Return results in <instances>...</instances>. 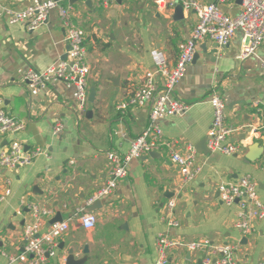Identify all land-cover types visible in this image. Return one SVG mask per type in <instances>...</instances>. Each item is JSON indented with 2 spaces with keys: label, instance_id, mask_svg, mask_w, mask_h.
<instances>
[{
  "label": "crops",
  "instance_id": "crops-1",
  "mask_svg": "<svg viewBox=\"0 0 264 264\" xmlns=\"http://www.w3.org/2000/svg\"><path fill=\"white\" fill-rule=\"evenodd\" d=\"M34 1L2 0L14 9H24ZM90 1V5L87 0L73 5L69 0L63 2L73 7V22L86 33V61L91 69L88 88L89 94L95 89V98L84 111H78L73 86L58 82L32 95L21 74L26 69L44 70L66 58L69 45L58 11H51L45 24L34 31L21 23L9 25L0 17V97L5 111L24 123L22 131L0 137V150L18 139L28 149L41 147L47 152L28 167L0 169V195L11 189L0 201V264H9L10 256L24 250L23 232L33 220V204L52 210L43 230L58 212L65 220L80 207L89 210L88 200L110 178L107 153H126L149 124L151 101L126 110H118V103L128 100L144 82L145 73L156 68L152 50H161L169 64L176 62L179 43L189 38L197 22L195 13L184 8L183 19L175 20V8L161 10L155 0H115L108 5ZM220 9L236 16L242 2L228 0ZM241 37L237 31L224 47L212 40L198 45L196 59L176 88L177 98L190 104V110L159 121L165 137L177 140L182 152L188 147L197 151L200 174L182 185L167 148L134 159L116 192L100 199L102 207L93 211L95 228L85 229L73 220L60 241L64 248L50 264H66L63 257L68 258L71 249L77 259H86L84 264H154L160 233L183 241L209 238L235 244L239 264L264 263V219L255 222L252 235L244 236L235 225L239 204L228 206L218 191L221 182L250 175L264 200V154L246 162L248 149L232 155L213 153L206 142L213 120L209 99L217 89L226 103L225 123L239 128L229 140L247 145L257 141L264 146V128L259 136L249 133L250 126L264 124V81L260 77L264 43L256 56L240 60ZM56 119L64 125L57 134ZM173 198H177L173 218L178 227L169 225L166 218ZM203 258L202 251L174 249L170 264H205Z\"/></svg>",
  "mask_w": 264,
  "mask_h": 264
},
{
  "label": "built area",
  "instance_id": "built-area-1",
  "mask_svg": "<svg viewBox=\"0 0 264 264\" xmlns=\"http://www.w3.org/2000/svg\"><path fill=\"white\" fill-rule=\"evenodd\" d=\"M66 0H35L24 9H14L0 0V17L9 25L25 24L29 30H36L47 21L51 11L57 10L66 29L65 40L69 45L67 58L61 59L48 68L37 71L22 70L21 74L27 82L32 95L48 90L51 85L64 82L68 87H74L73 97L78 111H84L89 102L88 76L90 66L86 61L85 31L73 22V7L65 5ZM115 0H102L104 5ZM228 0H213L201 4L197 0H155L159 9H173L177 2L187 11H193L197 22L193 26L189 38L179 43V52L174 64H169L164 53L159 49L151 54L156 68L145 73L144 82L133 92L128 100L118 103V110L129 107L142 106L151 101L150 120L142 133L131 141L128 151L124 154L109 151L107 158L110 163V178L106 185L92 196L87 204L92 205L96 200L115 193L120 181L129 171L134 159H139L151 152L162 148L169 150L171 162L181 175L182 185H188L200 174L202 167L196 163V150L192 147L182 152L178 148V141L165 137L160 120L183 116L191 105L176 96V88L185 75L187 67L193 62L197 47L206 40H212L224 47L234 37L237 31L242 34L241 47L238 54L240 60L256 56L264 43V0H242V9L236 16H230L221 11L220 5ZM260 77L264 81V60L260 66ZM209 103L213 108V120L207 134L208 149L215 153L240 154L248 149L245 141L234 143L230 136L239 128L227 125L226 103L221 94L214 89ZM259 106V103H255ZM64 128L61 120L56 119L54 133H60ZM261 126H250L249 133L259 136ZM24 129V123L6 112L3 99L0 97V137L14 135ZM47 155L41 147L28 149L18 139L10 141L9 146L0 150V169L15 170L28 167L41 156ZM220 198L228 206L239 204L240 210L235 223L244 236H250L255 231V222L264 219V200L258 192V182L250 175H244L237 181L221 182L218 185ZM11 194L8 188L0 195V201ZM177 198H173L167 205L169 225L179 226L174 220V209ZM87 207H80L77 212L61 222L52 224L43 230L46 217L52 214L50 208L32 205V222L28 223L23 232L24 250L17 256L9 257V264L16 261H29L30 264H50L51 260L60 254V241L71 227V222L79 220L85 229H94L97 216L86 211ZM174 249H188L204 252L205 264H239L236 253L239 246L229 243H215L209 238H199L183 241L168 234L160 233L157 238V254L154 264H170V253ZM64 261L67 257H63ZM264 264V263H262Z\"/></svg>",
  "mask_w": 264,
  "mask_h": 264
},
{
  "label": "water",
  "instance_id": "water-1",
  "mask_svg": "<svg viewBox=\"0 0 264 264\" xmlns=\"http://www.w3.org/2000/svg\"><path fill=\"white\" fill-rule=\"evenodd\" d=\"M58 1V0H56ZM79 0H69L70 4L73 5L75 2H77ZM242 2V0H240ZM91 1L87 0V5H90ZM175 20H180L183 19V6L182 4H180L179 2H177L176 6H175V16H174ZM213 53H216L217 50L214 49V51H212ZM196 55L194 57V60L196 59ZM67 58V56H66ZM65 58V59H66ZM95 98V89L92 88L90 95H89V101L93 102ZM207 140V139H206ZM207 142V141H206ZM155 152H151L150 155H153ZM264 154V146L261 145L259 142H254L250 145H248V152L245 154V159L246 162H253L256 161L257 159H259L262 155ZM102 201L96 200L91 207L89 208V212H93L95 209L99 208L100 206L102 207ZM99 205V206H98ZM64 220V217L62 215L61 212H58L54 217H52L49 221V226H51L52 224L56 223V222H61ZM60 249L64 248L63 243L60 244L59 246ZM87 248V247H86ZM86 252H88V249L86 250ZM75 250L71 249L69 256L67 258V263L66 264H84L86 259L82 258V259H77L75 257Z\"/></svg>",
  "mask_w": 264,
  "mask_h": 264
},
{
  "label": "rangeland",
  "instance_id": "rangeland-1",
  "mask_svg": "<svg viewBox=\"0 0 264 264\" xmlns=\"http://www.w3.org/2000/svg\"><path fill=\"white\" fill-rule=\"evenodd\" d=\"M89 103V102H88Z\"/></svg>",
  "mask_w": 264,
  "mask_h": 264
}]
</instances>
